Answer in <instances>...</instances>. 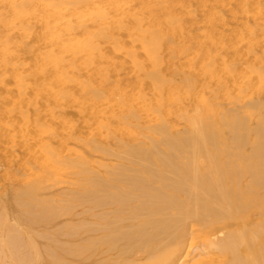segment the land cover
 <instances>
[{"label":"bare ground","instance_id":"obj_1","mask_svg":"<svg viewBox=\"0 0 264 264\" xmlns=\"http://www.w3.org/2000/svg\"><path fill=\"white\" fill-rule=\"evenodd\" d=\"M80 1H85V0H80ZM104 1L105 0H103V2ZM187 1L184 2L183 0H177L176 4H179L180 7H185V8H188L191 6L193 7V5L190 3V1H188V3H187ZM212 1H213V5L211 4L212 6H222V7L226 6L227 7V6L232 4L233 0H212ZM69 2H70V0H69ZM103 2H101L102 3L101 5H103ZM122 2L125 3L126 0H123ZM57 3L59 4V2H57ZM77 3H79V2H77ZM91 3H94V2H91ZM110 3H111V0H110ZM119 3H121L120 0H119ZM143 3H145V2H143ZM157 3L159 4V2H157ZM172 3H173V1H170V2L166 1V3H163L161 5L159 11H158L159 14L157 16L162 17L163 21L166 23L167 27L170 29L167 31H172V32H175L176 34L178 32L177 35L181 36V38H183V36L188 37V35H190L191 29L189 27H186L185 24H183L181 22L180 18L178 17L179 15H177L178 12L176 13L175 12L176 10L174 11V6L176 4H172ZM56 4L53 6L54 12H56L55 11ZM158 4H157V6H158ZM170 4H172V7L170 6ZM44 5H46V7H47L46 3H44ZM50 5L49 6L51 8L52 3ZM109 5L110 4H108V6ZM111 6H114V5H111ZM120 6H122V5H120ZM198 6H200V5H198ZM198 6L196 8L199 9L201 6L200 7H198ZM207 6L205 4V7H207ZM237 6H238L237 9H232V7H231L230 10L233 13V16H235V18L239 22V24L237 26L238 31H236L235 33L228 34V35L224 33L225 32L224 26L227 22V20H226L227 17L225 14V15L221 16L217 21L208 25L207 30H205V28H207V27H203V29H204L203 32L204 31H206V32H205V34H203L204 36H202V40L197 41L195 39L198 43H200L199 48L201 49V52L196 51L195 49H197V48H194L192 53L191 52L187 53V54H189L188 59L190 61L189 67L191 68V71H190V73L181 75V81L185 85V87L187 88L189 94H190V92L195 93V89L197 88V86H200L202 88H209V79L212 75V72L213 71L217 72L216 69L219 67V69L222 68L220 70H222V72H223L222 76L218 78V82H219L218 89H219V92L221 93V95L226 96L231 91H233L237 98H243L245 96L246 97L251 96V89L256 87L257 90H259L263 96V94H264V67H257L256 63L258 62V63L264 64V0H254L253 3H251V4H249L247 0H241V1L239 0V2L237 3ZM58 7H60V6H58ZM88 7H90V5ZM115 7H117L116 2H115ZM128 7H129V5H128ZM142 7H143V5H142ZM205 7L204 8L201 7V9L203 8V10H204ZM50 8H49V10H50ZM65 8L68 9L67 7H65ZM123 8H124V6H123ZM123 8H122V10H123ZM185 8H183V9H185ZM90 9H92V11H94L93 7H91ZM90 9H88V10H90ZM193 9H194V7L190 8L189 11L185 9V12L187 11V13L189 12L192 14ZM226 9L227 8H225L223 10H226ZM88 10H85V11H87V13L90 12V15H91V11H88ZM203 10H202V12H203ZM228 10L226 12H228ZM123 11H122V13H119L118 9H115V8L114 9L110 8V10L108 12L107 11H99V10L96 11V14L94 15V17H95L94 21H95V24L97 26V31L93 32V34H90V31H88L89 27L85 24L73 25L75 22L77 23L78 19L80 20L81 14L78 13L79 16L77 15V18L78 17H80V18H78V19L76 18L77 19L76 20L75 15L73 13H71V11H70L71 14H68L65 12L68 16L69 15L72 16L74 18V20H76V21L73 20L72 22H74V23L72 25L67 24V23L64 24V21H62V23L64 25L61 26V31L63 33L65 32L64 35H67L68 39L72 37L75 40L73 39V42L66 43L67 41L66 42L64 41L63 43H61L62 45L59 46L60 49L58 51L56 49L57 52L54 51L53 53H50L51 59L48 63L49 66L46 65L47 67H49V72H48L49 74L48 75L50 77H48V80L50 78V80L52 81L51 82L52 88L50 89L49 93H50V95L53 96V97L51 96L52 98L55 97L56 99L59 100L58 103L55 105L56 102L53 100V102H55V103H53L52 100L50 99L51 97L48 98V99H50V103L52 102V104H54V105L50 104L48 106L45 104L47 106V108L45 107L46 111L50 114V116L52 113H54L53 111H54L55 107L59 106V108L65 109L66 107H68L70 105L74 104L73 106H75V104L79 103L80 94L83 93V91H84L83 88H84V84H85L84 80L82 78V75L84 73L81 72V71H83V69L81 67H82V65H84V61H86V60H84V58L89 59L90 60L89 63L92 61V64H90V65L95 67L96 65H93L94 64L93 60L95 62V60L97 58H99V61L103 62L104 61L103 59L105 58V55L107 54V53L104 54V52L101 48V47H104V44H103L104 41H101V44H103V46L100 47L94 41L95 40L94 37L98 38L99 40H100V38L101 39H106V38L110 39L111 36H109V30L114 31L116 29L123 28L125 31L127 24L126 25L124 24L125 19L123 20L122 14L123 15L125 14L128 17H130V15H127V10H126V13H124ZM46 12L47 13H43V14L47 17L46 23H49L48 11H46ZM59 12H61V10ZM59 12H56V13H58L57 16H59V14L61 15V13H63V12H61V13H59ZM202 12H200V14H202ZM13 13H15V12L13 11ZM51 13H52V11H51ZM87 13L85 15L88 16L89 13L88 14ZM94 13H95V11H94ZM224 13H225V11H224ZM36 14L38 15L39 13H36ZM49 14H50V12H49ZM52 14H54V13H52ZM135 14H137V13L135 12ZM135 14H134V16H136ZM54 15H56V14H54ZM62 15H64V13ZM67 15H65V16H67ZM139 15H141V14H139ZM192 15H194V14H192ZM41 16H39V17H41ZM45 16H43L42 21H44ZM65 16H63V17L65 18ZM39 17H37L38 20L40 19ZM50 17H52V16H50ZM159 17H158V20H159ZM192 17H194V16H192ZM250 17H252V20ZM57 18L60 19V17H57ZM90 18H92V17H90ZM29 19H31V18H29ZM133 19L134 18H132L131 21H133ZM54 20L52 19V22L50 20L49 26L52 25ZM56 20L59 21L58 19H56ZM62 20H64V19H62ZM82 20H84V19L82 18ZM92 20H93V18H92ZM40 21H41V19H40ZM126 21L129 23V20H126ZM136 21H137V25H138L139 22H138V20H136ZM91 23H90V25H91ZM195 23H197V22H195ZM149 24L150 23H148V25ZM40 25H42V24L40 23ZM43 25H45V22ZM161 25L159 26V24H158L159 28L162 27ZM135 26H136V24L133 27V23H132V27L134 30L135 29L140 30ZM150 26H151V24H150ZM47 28H48V25H47ZM163 28L164 29L161 28L162 31H160V33L152 36L150 39L148 38L147 39L148 41L145 39L146 43H144L147 50H148V52H147L148 58L151 60V62L153 64L152 71L148 72L147 75L150 77L151 83H152L151 85L153 86V89L155 91L156 109L146 111L143 107L140 106L141 108H136V107H134L135 106L134 105L133 107L132 106L129 107L127 110L125 108L124 109L122 108L121 114L119 115L120 116L119 118L121 121H123V122L128 121L129 123H133L139 119V117H140L139 111L143 112L145 117L148 118L149 121L154 125V126H152L153 128L151 130H149V131H151V133L147 134V137H146L147 140L143 144L122 143L121 142V144L118 145L119 151H117V152L114 151L115 153H112V152L109 153L110 151L108 152V149H105V147L103 145L97 143L96 141L89 143V145L87 147L89 152L97 151V152L107 153L110 156H113L115 158L116 162L114 163V165L106 163L104 166H101V167H103V169L98 170L94 167H88L89 162L87 161L88 162L87 163L85 161V159L82 158L83 153H80L74 159L70 158L71 160L68 159L66 162H64V164H66L71 169L79 168V169H77V172L84 176V182H83L84 184H83L82 191L81 192L76 191L78 194L80 193V195L76 198V201L78 200L80 205L84 206V212H83L84 218L80 221V223L78 225H74V223H73V225H71L69 228L66 229L65 233L59 232L55 237L53 236L54 238L49 237V241L51 244L46 246L45 250H42L39 247H32L30 250H27L30 254L23 253V250H22V253L19 252L20 254L16 251L15 254H17V253L19 254V255H16V257L12 252V255H14V257H15V264H180V263L182 264V262H184V264H186V263L188 264V263H190L189 259L191 256L190 255L191 252H189L188 247L190 249L193 247L192 245L194 243L192 241L190 242V239L195 235H198L199 238H200V236H201V238L203 236V241H202V244L200 245V249H201L202 253L204 252L203 253L204 256H206L209 253H212L214 250H217V252L220 253V255L223 258L219 264H264V99H261L260 97L251 98V100L249 102L247 101L248 103L243 106L242 111L234 110L232 112L226 113V112L221 110V106L219 105L220 102H217L216 101L217 99L215 97H213V98L210 97V99H208V100L199 97L198 99L201 102L200 106L198 104L199 107L194 106V104H195V101H194V102H192L193 103L192 109L189 112H185V113L181 112L175 116V119H173L171 117V110L167 107V103L170 101H173V98L172 97L168 98L167 96H170V95L164 94V95H166L167 99L165 97L166 100L162 101V96H163L162 93H165L164 90H166L164 88L168 87L169 85L172 86L171 79L168 77H165L164 75L161 74L160 64L163 61L161 60V62H160V58H159L160 55L158 56V54H157V51L160 50V47L163 46L161 40L163 38H166L167 33H170V32L166 33V31H164L165 29H167L166 27L163 26ZM220 28H223V30L220 31L222 33L221 35L223 37L228 36L226 39H223L224 40L223 43H221V42L220 43L222 44V48L224 47V48L228 49V51H233L235 60L233 59L234 62L232 64H227L225 62V61H227V59L225 61H223V59L221 60V51L219 49H217V47H216V49H214V47H213L214 42L211 43V41H210V39L212 40L213 37H215V35H214V34H216L215 32L217 30H219ZM48 29H50V28H48ZM45 30H46V27H45ZM57 30H59V28ZM79 31H84V32L87 31L88 35L89 34L92 35V37L89 35V37H91L90 40L92 38L94 40L88 41V40H86V39H88L87 37L85 39L86 35L81 34L82 38L84 37L83 39H85V41L81 42V43L79 41V43H77L79 40L78 39L77 42H75L76 41L75 36L79 34L78 33ZM113 31H112V33H113ZM132 31H131V33H132ZM43 32H44V30H43ZM43 32H42V34H43ZM48 32H50V31H48ZM139 32H142V31H139ZM27 33H28V31H27ZM119 33H121V32H119ZM126 33H127V31H126ZM137 33H138V31H137ZM134 34L136 35L135 32H134ZM150 34H152V33H150ZM176 34H175V36H177ZM52 35H55L54 32H53V34H49V36H52ZM129 35L131 36V34H129ZM141 35H142V33H141ZM201 35H202V33H201ZM24 36H25V34H24ZM46 36H47V34H46ZM118 36H120V35L118 34L117 37ZM52 37H54V36H52ZM115 37H113L115 39L114 51L121 53V51L127 50V49H125L126 45L124 44V46H123V44H121L119 41H117L116 40L117 38H115ZM127 37H129V36L127 35ZM148 37H150V36H148ZM43 38H45V37H43ZM136 38H134V36H133V39L135 41H136ZM50 39H54V38L50 37ZM133 39L131 38V41H133ZM64 40H66V39H64ZM138 40H139V38H137V41ZM183 40H184V38H183ZM48 41L46 40L45 46L48 43ZM55 41L56 42H54L53 44L56 46H54V45L53 46L56 48H59V47H57V40L56 39H55ZM68 41H70V40H68ZM135 41H133L134 44H136ZM213 41H214V39H213ZM58 42H60V40ZM109 42H107V43H109ZM139 43H140V45H142L141 42H139ZM180 43H181V41H180ZM215 43H218V42H215ZM32 44H33V42H32ZM32 44H31V46H32ZM48 44H50V43H48ZM218 44H216V45H218ZM137 45H139V44L137 43ZM174 45H175V41L173 40L167 46H169L171 49H175ZM184 45H186V44L184 43ZM21 46H19V47H21ZM31 46H29L30 48H28V49H31ZM47 47H49V46L47 45ZM138 47H140V46H138ZM164 47H165V45H164ZM18 48H16V49H18ZM49 48H48V50H49ZM110 48H112V47L110 46ZM131 49H132V46H131V48H129V50H131ZM138 49H140V48H138ZM9 50H10V48H9ZM18 50L21 51L20 48ZM25 50L27 51V49H25ZM25 50H23L22 52H25ZM142 50H143L142 51V53H143L145 49L143 48ZM0 51H1V49H0ZM28 51H31V50H28ZM139 51L141 52V50H139ZM127 52H129V51L127 50ZM131 52H129V55ZM26 53H29V52H26ZM48 53H49V51H48ZM111 53H113V51ZM118 53H116V54H118ZM132 53L130 56H132V61L136 62V64H134L132 62L131 66H133V64H134L135 68H138L139 70L143 69V67L148 66V65H144L146 63L143 64L144 66L142 64H140L138 59L135 60ZM139 53H137V54H139ZM224 53H225V51H224ZM8 54L10 57V53H8ZM32 54H33V52H32ZM137 54H136V56H137ZM172 54H174V53H172ZM46 56H47V54H46ZM106 56L108 57L109 55H106ZM231 56H233V55H231ZM231 56H230V58H232ZM245 56L250 57V58H249V61L246 63L247 64L246 67L244 66V68H246L245 70H247L248 72L254 71L256 73V78H257L256 83L251 82L249 84H245L242 80H240L241 78L244 77L243 75H245L244 74L245 71L243 70V68H241V70H243L244 72L242 71L243 75L240 76V71H239L240 68H238L237 65L240 64V63L238 64V61L244 59ZM42 57H45V56H42ZM95 57H96V59H94ZM111 57H113V56L111 55L110 58ZM144 57H147V56H144ZM173 57H176V56H173ZM10 58H12V57H10ZM27 58L28 57L26 56V59ZM121 58H123V56ZM140 58H142V57H140ZM170 58H171V56H170ZM113 59H114V57L112 58V61H110V62H113ZM118 59L119 58H115L116 61ZM143 59H145V58H143ZM164 59H165V57H164ZM34 60H35V62H37L39 60V58H38V60L37 59H34ZM42 60H43V58H42ZM82 60H84V61L82 62ZM121 60H124V59H121ZM247 60H248V58H247ZM247 60H245V61H247ZM77 61H79L78 66L75 65ZM108 61H109V59H108ZM165 61H167V60H165ZM119 62H121V61H119ZM129 62H131V61L129 60ZM183 62L185 63L186 61H183ZM2 63L3 62H1V64ZM122 63L124 64L123 61H122ZM169 63H171V62H169ZM8 64H10V63H8ZM22 64L20 66H23V67L19 66L21 69H23L25 66V64H23V65ZM104 64H106V63H104ZM110 64H113V63H110ZM219 64H221V65H219ZM18 65L19 64H17V68H19ZM99 65L100 64L98 63V66ZM257 65H259V64H257ZM38 66H40V65H38ZM104 66H100V67L96 68L97 69L96 71L98 73L95 76L96 77L95 80L97 81V82L95 81L96 83H98V81L100 83H104V82L106 83L107 76H108L106 73H108V72L104 69ZM40 67H38V68L41 69ZM88 67H89V65H87V69H90ZM93 67H92V69H93ZM105 67H107V65ZM108 67H110L109 64H108ZM127 67H128V65H127ZM149 67H151V65H149ZM149 67H146V68L149 69ZM2 68H4V67H2ZM20 68L18 71L19 76L21 75V73H19V72H23V71H21ZM36 68H37V66H36ZM80 68L82 70L78 71V70H80ZM112 68H113V65H112ZM185 68H187V67L185 66ZM13 69H14V67H13ZM42 69H43V67H42ZM114 69H115V66H114ZM123 69L124 68H122V70ZM163 69H165V68H162V70ZM2 70L0 72V84H1L0 94L2 93V90L4 91L6 89V86L4 84H2L3 82L5 83V79H6L5 77H3V75H4L3 72H5V70H3V72H2ZM25 70L26 69H24V71ZM14 71L15 70H13V73H15ZM90 71H91V69H90ZM94 71H95V69H94ZM112 71L114 72V70H112ZM112 71H110V72L112 73ZM117 71L119 72L120 70L116 69L115 72H117ZM132 71H133V67L131 69V72ZM177 71H179V70H177ZM78 72H80L81 74L83 73V74L81 75ZM88 72H89V70H88ZM136 72H137V69H136ZM141 72L139 73V75L143 73V72L142 73ZM13 73H10V74L12 75ZM36 73L37 72H35V74H34L35 79H36ZM46 73L47 72L45 71V74ZM89 73H88V76L91 75ZM94 73H96V72H94ZM182 73H183V71H182ZM218 73H220L219 70H218ZM18 74L16 71L15 75H18ZM132 74L134 76L133 72H132ZM173 74H174V72H173ZM15 75H14V77H15ZM46 76L47 75H45V77ZM83 76H85V75H83ZM138 76H137V78L134 77L137 79V80L136 79L134 80L135 83H136V81L139 82V80H140ZM20 77H22V76H20ZM41 77L43 78V75H41ZM41 77H40V81H41ZM111 77H112V75H111ZM142 77H144V76H142ZM31 78H33V77H31ZM37 78H39V77H37ZM113 79H114V77H113ZM7 80H8V78H7ZM21 80H25V79H21ZM116 80L118 82L119 79H116ZM16 81H18V80H16ZM71 81L75 82V84L78 86V90H76V88L75 89L72 88V89L76 90L77 92H75L74 94L71 95L73 103L66 106V104L61 102L60 100L63 99L64 95H66L68 93H72L71 92L72 89L71 90L69 89V84ZM25 82H26V80H25ZM12 83H14V82H12ZM22 83L23 84H18L19 86H16V87H20L19 88L20 90L22 89L21 87L24 85V81H22ZM38 83L41 84V82H38ZM124 83H126V81H124ZM40 84H38V85H40ZM130 84H132V83H128L127 86L128 85L130 86ZM136 84H138V83H136ZM136 84H134V85L136 86ZM71 85H73V84H70V88L72 87ZM76 85L75 86L73 85V86L76 87ZM100 85L101 84H99V86ZM143 85H144V83H143ZM109 86H111V88ZM129 86H128V89H129ZM146 86H147V84H146ZM121 87H124V86H121L120 84H114V85L111 84V85H108V89H106V90L108 91L110 88V90H112L111 92L113 93V95L117 96L119 99V97H122L124 94L123 93L124 90H123V88L121 89ZM25 88H26V92H27L28 91L27 87H25ZM40 88H41V86H40ZM42 88H46V87H44V85H43ZM101 88H102V86H101ZM102 89H100V88L96 89L95 88L93 90L94 96L99 100H104L106 97V95L104 94V92L106 90H104V89L102 90ZM131 89H132V85H131ZM138 89H136V90H138ZM141 89H143V88H141ZM144 89H147V87ZM45 90H47V89H45ZM41 91H42V89H41ZM21 92L23 93V91H21ZM141 93H142V91H141ZM131 94H133V92H131ZM149 94H150V92H149ZM200 94H201V92H200ZM3 95L5 96V94H3ZM18 95H17V98L19 97ZM39 95H40V93H39ZM136 95L134 96V98L131 96V98L135 99ZM14 96L15 95L12 94L13 98H15ZM47 96H48V93H47ZM128 96H129V94H128ZM7 97H9V95H7ZM31 97L30 96L28 97V101L32 102L33 100H30ZM107 97H109V96H107ZM197 97L198 96H196V98ZM22 98H25V96H22ZM31 99H33V98H31ZM115 99H117V98H115ZM152 99H151V101L154 102V100H152ZM15 100H17V99H15ZM119 100H121V99H119ZM129 100L132 101V99H129ZM193 100H194V98H193ZM21 101L23 102V100H21ZM46 101H47V99H46ZM113 101H115V100H113ZM121 101H123V100H121ZM133 101H136V99ZM144 101H146V100H144ZM37 102H38V100H37ZM88 102H86V103H88ZM107 102L110 103L109 101H107ZM32 103H34V102H32ZM19 104H21V103L19 102ZM94 104L98 105L99 103L94 102ZM104 104L106 105V102ZM40 105H39V107H40ZM78 105H77V107H78ZM88 105H90V104H88ZM138 105H142V104L140 103ZM8 106H10V105H8ZM91 106H93L92 108H94L93 104H91ZM91 106L87 107V108H90V110H91ZM112 106H113V104H112ZM114 106H116V105H114ZM19 107H20V105H19ZM99 107H100V104H99ZM87 108L85 106L83 108V110L87 109ZM109 108H112V107H109ZM120 108H121V106H120ZM19 110L22 111L21 109H19ZM40 110H41V108H40ZM18 111H16V112H18ZM103 111L104 110H103V105H102V108L98 112H95L94 114H92V115H94V118L97 119L96 121L93 117H91L89 115L90 118H92L95 121V124L98 121V119L102 121V119L105 118ZM0 114H1V112H0ZM14 114H15V112H14ZM29 114H30V112L28 113V111H26V110L22 111L21 115H20L21 121H22V118H23V120H25L26 118L29 119L30 118ZM39 114H43V112L42 113L38 112V115ZM87 114H89V112L85 114L84 111L81 110L79 112L80 119L82 118V119H84L85 122H89V119L86 118ZM73 116H74V114H73ZM89 116H88V118H89ZM13 117H15V116H13ZM37 119H38V117H37ZM52 121H54V120H52ZM12 122H13V120H12ZM47 122H48V119H47ZM98 122H100V121H98ZM123 122H122V125H123ZM181 123H183V125H184L183 129H180V130L176 129L178 126H180ZM36 124H35V126H36ZM55 124H56V121H55ZM55 124H54V126H55ZM113 124H115V123H113ZM91 125H93V123ZM16 126H18V125H16ZM37 126L35 128H37ZM42 126H44V125H42ZM45 126L47 127L49 125L45 124ZM58 126H59V124H58ZM61 126L63 127V125H61ZM103 126H104V124H103ZM147 126H146V128H147ZM8 127H9V125H8ZM32 127H34V126L32 125ZM68 127L69 126H66V129ZM104 127L107 128V126H104ZM16 128H18V127H16ZM88 128H90V127H88ZM9 129L10 128H7V130H9ZM119 129H121V127ZM11 130H12V128H11ZM29 130L32 134L33 130L32 131H31V129H29ZM49 130H51V129H49ZM57 130H58V128H57ZM59 130H61L60 127H59ZM125 131L127 132V130H124V132ZM10 132H12V131H10ZM23 132H25V131H23ZM61 132H62V130H61ZM9 133L7 132L6 135H9ZM16 133H17V131H16ZM20 133L18 132V135H20ZM25 133L27 134V132H25ZM117 133H119V132H117ZM31 134H29V135L27 134V136L22 137V139L20 141V147H22L24 149L28 148L25 141H27L30 136L34 135V133L32 135ZM43 134H45V132H43ZM133 134H132V136H133ZM98 135H100V134L98 133ZM101 135H102V133H101ZM10 136H11V133L9 135V138H10ZM47 136H48V134H47ZM32 137H30V138H32ZM36 137L39 138V139H36V141L39 140V145H38L39 149H38V153H37L36 157L34 156L36 158L35 160L37 162L39 161L43 165L50 166L53 168L54 167L58 168L57 165H54L55 164L54 158H55V156L57 157V153H58L60 147L62 146V148H64L62 145L63 142H61L60 139H57L55 136H52V139L50 142H45L44 138L41 137V134L39 137L38 136H36ZM58 138H60V137H58ZM71 138H72V135L69 134L66 137V140H70ZM92 139H94V138L92 137ZM102 142H103V139H102ZM32 145H35V143ZM28 146L30 147L29 144H28ZM66 148L67 147L65 146V149ZM26 154L29 155L28 153H26ZM30 156L32 157V155H30ZM79 159H81V160H79ZM58 161H60V159ZM104 163L105 162H103V164ZM94 164H95V161H94ZM29 169H27V171ZM59 169H61V168H59ZM65 169L62 168V170H65ZM71 174H73V173H71ZM47 181H50V180H47ZM35 188H36V186H35ZM20 191L22 193H20ZM20 191L18 192L19 194L17 193V195H15L14 200L19 205L22 206L20 208H23L24 213L26 212L28 214H32V216H33L32 220H31L32 223H34V224H40V223L47 224L51 221L53 216L55 217V215H53V209L54 208H52V205H51L52 202L50 200L49 201L51 203H45L44 200H43V202L42 201L41 202H39V201L33 202L32 200L27 201V200H24V198L30 192L26 191L24 193V191H22V190H20ZM77 193H76V195H77ZM29 197H31V193H30ZM72 197L73 196H71V199H72ZM46 201L48 202V200H46ZM70 203L72 204V202H70ZM63 206L65 208L66 205H63ZM70 206H71V208H72V206L75 207V205H73V204ZM70 206L68 207V209L70 208ZM78 207H79V205H78ZM61 209H63V208H61ZM69 210H72V209H69ZM77 213L79 214V212H77ZM0 221H1V219H0ZM59 227H60V225H59ZM60 228H62V227H60ZM12 233H14V232H12ZM17 235H19V234L16 233L15 236L17 237ZM59 235H61V236L64 235L67 237V239L65 241L62 240L60 242L57 239V238H59ZM24 237L25 236H23V239H24ZM38 237H40V236H38ZM9 238H11V237H9ZM11 240H12V238H11ZM14 240H17V239L14 238ZM55 240H57L58 243ZM22 242H24V241H22ZM52 243H53V245H52ZM21 247H22V249L24 248V246L22 244H21ZM194 248L196 249L198 247H194ZM186 249H188V251H186ZM15 250H17V249H15ZM18 251H21V250H18ZM192 251L194 252L195 250H192ZM4 255H5V253H4ZM188 257H189V259H188ZM45 259H47V261H45ZM216 259H218V258L216 257ZM7 263H9V262H7ZM192 264H207L206 257L204 259H199Z\"/></svg>","mask_w":264,"mask_h":264},{"label":"rangeland","instance_id":"obj_2","mask_svg":"<svg viewBox=\"0 0 264 264\" xmlns=\"http://www.w3.org/2000/svg\"><path fill=\"white\" fill-rule=\"evenodd\" d=\"M56 1L59 2V4ZM56 1L55 0H38V1L37 0H31V1L30 0H26V1L25 0H0V49H1V51H0V72H1L2 69L5 70V72H3V70H2V72L4 73L3 77L6 78L5 79V83L4 82L2 83V84H4L6 86V89L4 91L2 90V93H1L2 95L0 94V112H1V114H0V116H1L0 117V219H1V221H0V244H1L0 245V259H1L0 260V264H15V257H16V255H19L20 253H22V250H23V253H26V254H30L27 250H30L32 247H39L42 250H45L46 249V246H48V245L51 244L50 241H49V237H53V236L55 237L59 232L60 233H65L66 229L69 228L71 225H73V223H74V225H78L80 223V221L84 218V213H83L84 212V206L80 205V203L78 202V200L76 201V198L80 195V193L78 194L77 192H81L82 189H83L84 176L82 174H80V173L77 172V169H79V168H77V169L76 168L75 169H71L66 164H64V162H66L68 159L69 160L74 159V158H76L77 155H79L80 153H83L82 158L85 159L86 162L87 161L89 162V163L87 162L88 163V167H94V168H96L98 170L99 169H103V167H101V166H104L106 163L107 164H111V165L113 164L114 165V163L116 162L115 158L113 156H110L107 153H102V152H97V151H91V152H89L88 149H87L89 143L96 141L97 143L103 145L105 147V149H108V152L110 151L109 153H111V152L112 153H115V152L119 151V146L118 145L121 144V142L122 143L143 144L147 140V138H146L147 137V134H150L151 133V131H149V130H151L153 128L152 126H154V125L149 121L148 118L145 117V115L143 114V112L139 111L140 112L139 113L140 117H139V119L137 121H135L133 123H129L128 121H124V122L121 121L120 118H119L120 117L119 115L121 114V109L122 108L123 109L125 108L127 110L129 107H131V106L133 107L134 105H135L134 107H136V108L143 107L146 111L155 110L156 109V96H155V91L153 89V86L151 85L152 84L151 83V79L147 75L148 72L152 71L153 64H152L151 60L148 58V55H147L148 50H147V48H146V46H145L144 43H146L145 41L148 38L150 39L152 36L160 33V31H162V29H164L163 26L167 28L164 31H166V33L167 32H170V33H167L166 38H163L161 40L163 46L160 47V50H158L159 52L157 51V54H158V56L160 55L159 56L160 62H161V60L163 61L160 64L161 74L164 75L165 77H168V78L171 79V81H172L171 84H172V86L174 88L169 85L168 86L169 88L166 87V88H164L166 90L163 89L165 91V93H162L163 94L162 101L166 100L167 97L168 98L169 97H172L173 98V101H170V102L167 103V107L171 110V117L173 119H175V116L177 114L181 113V112H184V113L185 112H189L192 109V105H193L192 102H194V101H195L194 106L195 107H199L200 104H201L200 100L198 99L199 97L204 98L206 100L210 99V97H212V98L215 97L217 99L216 101L217 102H220L219 105L221 106V110L224 111V112H226V113L227 112H232L234 110L242 111L243 110V106L246 105L251 100V98L260 97L261 99H264V94L262 96V93L259 90H257L256 87H254V88L251 89V96H247V97L245 96L243 98H237L233 91H231L226 96L221 95V93L219 92V89H218V87H219L218 78L222 76V73L223 72H222V70H220L222 68L219 69V67L216 69L217 72L216 71H213L212 72V75H211V77L209 79V88H202L200 86H197V88L195 89V93L194 92H190V94H189L187 88L185 87V85L181 81V75L190 73V71H191V68L189 67L190 66L189 65L190 61L188 59V55L189 54H187V53H189V52L192 53V51H193L194 48H197V49H195L196 51L201 52V49L199 48L200 47V43H198L197 41L202 40V36H204L203 34H205V32H206V31L203 32V30H204L203 27H207V28H205V30H207L208 29V25H210L211 23L217 21L221 16H223V15L226 14V17L227 18L226 17L225 18L227 20V22H226L227 25L225 24V26H224V31H225L224 33L228 35V34L235 33L236 31H238L237 30L238 29L237 26H238L239 22L237 21V19L235 18V16H233V13L231 12L230 8L232 7V9H237L238 8L237 3L239 2V0H233L232 1V4L229 5L230 7L229 6H227V7L226 6L225 7L224 6L223 7L222 6H212L213 5V1L212 0H188V1H190V3L194 7L193 13H192L194 15H192L189 12L187 13V11L185 12V9L189 11L190 8H193L192 6L191 7H188V8L180 7L179 4H176V1L177 0H126V2H125L126 4L124 2H122L123 0H120L121 3H119V0H111V3H110V0H105L104 2H103V0H88V1L87 0H85V1L70 0V2H69V0H60V1L59 0H56ZM166 1H168V2L173 1L172 4H176L174 6V11L176 10L175 12L176 13L178 12L177 15H179L178 17L180 18L181 22L183 24H185L186 27H189L191 29L190 35H188V37H186V36L184 37L183 36L184 40H183V38H181V36L177 35L178 32L176 34L175 32L167 31V30H170V29L167 27V25L163 21L162 17L157 16L159 14L158 11H159L161 5L163 3H166ZM183 1L186 2L187 0H183ZM188 1H187V3H188ZM247 1H248L249 4H251V3H253L254 0H247ZM77 2H79V3H77ZM91 2H94V3H91ZM101 2H103V5H101L102 4ZM115 2H116V6L118 8L115 7ZM143 2H145V3H143ZM157 2H159V4ZM44 3L47 4V7H46V5H44ZM51 3H52V7L50 8V6H51L50 4ZM54 3L55 4L57 3L56 4L55 11L56 12H59L61 10V12H63L64 15H62L63 13L59 12V13H61V15L59 14V16H57L58 13L54 12V10H53V6L55 5ZM85 3L88 6L90 5V7H88ZM204 3L206 4V6L208 5L210 8L208 6L205 7V4ZM108 4H110V5L108 6ZM157 4H158V6H157ZM172 4H170L171 7H172ZM111 5H114V6H111ZM120 5H122V6H120ZM128 5H129V7H128ZM142 5H143V7H142ZM198 5H200L203 8L205 7V9L204 10H203V8L201 9V7L198 6ZM58 6H60V7H58ZM123 6H124V8H123ZM197 6L200 7V8L199 9L196 8ZM65 7H67L68 9H66ZM91 7H93V10L95 11V13H94V11H92V9H90ZM49 8H50V10H49ZM87 8L90 9V10H88ZM110 8H112V9H114V8L115 9H118L119 13H122L123 10H124L123 12L126 13V10H127V15H130V17L126 16L125 14L124 15L122 14L123 20L125 19L124 20L125 21L124 24L125 25L127 24L125 31H124L123 28L116 29L114 31L113 30H109V36H111L110 39H107V38L106 39H101L100 38V40H99L98 38H95L94 37L95 40L93 38L90 40V38L92 37V35H90V34H93V32L97 31V26H96L95 21H94V18H95L94 15L96 14V11L99 10V11H107L108 12L110 10ZM122 8H123V10H122ZM181 8L182 9L185 8V9L182 10ZM225 8H227V9L226 10H223ZM85 10L91 11V15H90V12H88L89 13L88 14L87 11H85ZM202 10H203V12H202ZM227 10H228V12H226ZM13 11L15 13H13ZM46 11H48V17H49L48 18V21H49V23H46L47 22V20H46L47 17L43 14V13H47ZM51 11H52V13H54L56 15L52 14ZM70 11H71V13H73L75 15V19L77 18V15L79 16V14H81V18L78 17V18H80V20L78 18H77L78 20L76 19L77 20V23L76 22L75 23L72 22L74 20V18L72 16H70V15L68 16L66 14V13L71 14ZM199 11L202 12V14H200ZM224 11H225V13H224ZM49 12H50L51 15L49 14ZM135 12L137 14H135ZM36 13H39V14L37 15ZM86 13L88 14V16L85 15ZM133 13L136 16H134ZM138 13L141 14V15H139ZM40 14L41 15L43 14V15L41 16ZM49 15L52 16L53 18L50 17ZM65 15H67V16H65ZM191 15L194 16V17H192ZM39 16H41V17H39ZM43 16H45L44 17L45 18L44 21H42ZM63 16H65V18ZM35 17L36 18L39 17L43 23L40 21V19L38 20V18L36 19ZM57 17H60V19L57 18ZM90 17H92L93 20ZM158 17H159V20H158ZM29 18H31V19H29ZM82 18L84 20H82ZM132 18H134L133 19L134 22L131 21ZM250 18L252 20V17H250ZM52 19L53 20L55 19L53 21V23L55 21L56 22L54 24L52 23V25L49 26L50 20L52 22ZM56 19H58L59 21H57ZM62 19H64V20H62ZM76 20H74V21H76ZM126 20H129V23L130 22L131 23L129 24ZM136 20H138V22H139L138 25H137V21ZM62 21H64V24L67 23V24H71L72 25L74 23L73 25H77V24L78 25L79 24H81V25L82 24L87 25L89 27L88 31H90V34L89 35L91 37H89L87 31L86 32L79 31L78 32L79 34L77 33L79 36L78 35L75 36L76 37V41L75 42H77L78 39L79 40H78L77 43H79V41H80V43L81 42H84L85 39H86V37H87L88 39H86V40H88V41H93L94 40L96 42V44H98L100 47L103 46V44H104V47H101V48H102L104 54L107 53L106 55H109L108 57L105 55V58L107 57L109 59V61H108L107 58L106 59L104 58L103 60L105 62L104 61L103 62H100L99 61V58L96 59V57H97L96 56L94 58V59H96L95 62L92 59L93 60V63H94L93 65H96L95 67H93L92 65H90V64H92V61L89 63L90 60L84 58V60H86L87 62L84 61V60H82V62L84 61V65H82V67H81L83 69V71H81L82 70L81 68H80V70H78V71L83 72L84 74L83 73L82 74L85 75V76H83L80 72H78V73H80L82 75V78H83L84 83H85L84 84V88H83L84 91H83L82 94H80V101H79V103L75 104V106H73L74 104L73 105H70L71 103H73L72 102L71 95L74 94L75 92H77L76 90H78V86L75 84V82L74 81H71L70 84H73L74 86L76 85V87H74L73 85H71L72 87L70 88V84H69V89L71 90L72 88H74V89L76 88V90L72 89L71 90L72 93L66 94L67 96L64 95L63 99L60 100L61 102L65 103L66 106L67 105H70V106L66 107L65 109L59 108V106L58 107H55V109L53 111L54 113H52L51 116H50V114L46 111L47 106L50 105V104H52L53 100L56 102V103L53 102V103H55V105L59 101L55 97L52 98L53 96L50 95V93H49L50 92V89L52 88L51 87V82L52 81L50 80V78L48 80V77H50V76L48 75L49 74L48 73L49 72V67H47V66H49L48 63H49V61L51 59L50 58L51 57V54L50 53H53L54 51L57 52L60 49L59 46L62 45L61 43H63L64 41L65 42L67 41L66 43H68V42H73V39H74L72 37L68 39V36L67 35H64L65 32L63 33L61 31V26L64 25L62 23ZM194 21L197 22V23H195ZM39 22L42 25H40ZM44 22H45V25H43ZM90 23H91V25H90ZM132 23H133V27L136 24L135 27H137L140 30H137V29L134 30L133 27H132ZM148 23H150L151 26H150V24L148 25ZM158 24H159V26L162 24L161 25L162 27L159 28ZM47 25H48V28H50V29L47 28ZM45 27H46V30H45ZM58 28H59V30H57ZM43 30H44L45 33L43 32ZM221 30H223V28H220L219 30H217L215 32L216 34H214L215 37H213L214 41H213V39L212 40L210 39V41H211V43L214 42L213 43L214 44L213 45L214 49H216V47H217V49H219L221 51V60L223 59V61H225L227 59V61H225V62L227 64H232L234 62V60H235V57H234L233 51H228V49H226L224 47L222 48V44L221 43H223L224 42L223 39H226L228 36L223 37L221 35L222 33L220 32ZM27 31H28V33H27ZM48 31H50L51 33L48 32ZM112 31H113V33H112ZM126 31H127V33H126ZM131 31H132V33H131ZM137 31H138V33H137ZM139 31H142V32H139ZM42 32H43V34H42ZM53 32H54L55 35H52V36H54V37L49 36V34H53ZM119 32H121V33H119ZM134 32L136 33V35L134 34ZM117 33L120 36L117 37V35H118ZM128 33L131 34V36ZM141 33H142V35H141ZM150 33H152V34H150ZM201 33H202V35H201ZM24 34H25L26 37L24 36ZM46 34H47L48 37L46 36ZM81 34L82 35H84V34L86 35L85 36V39H83L84 37L82 38V35ZM175 34L177 36H175ZM127 35L129 37H127ZM147 35L150 36V37H148ZM133 36H134V38H136V37L139 38V40L137 41V38H136V41H135L133 39ZM43 37H45V38H43ZM50 37L51 38H54V39H50ZM113 37L117 38L116 40L119 41L121 44H123V46L125 44L126 45L125 46L126 47L125 49H127L129 52L132 51L133 53L132 52L131 53H132L133 57L135 58V60L138 59V61H139L140 64L143 65L144 63H146V64H144V65H148L146 67H149V65H151V67H149V69L146 68V67H143V69H141V70H139L138 68H135V65L134 64H136V62L132 61V56H130L131 53L129 55V52H127V50H123V51H121V53L119 52L120 54L117 51L116 52L114 51L115 39ZM130 37L133 39V41L136 42V44H134V42L131 41V38ZM55 39L57 40V47H59V48L54 47V46H56V45L53 44L54 42H56ZM64 39H66V40H64ZM46 40L47 41L49 40L48 43H50V44L47 43L46 46H45ZM59 40H60V42H58ZM68 40H70V41H68ZM173 40L175 41V45H174L175 46V49H171L169 46H167ZM101 41H104L103 44H101ZM180 41H181V43H180ZM32 42H33V44H32ZM107 42H109V43H107ZM139 42H141L142 45H140ZM215 42H218L219 44L218 43H215ZM137 43L139 45H137ZM184 43L186 45H184ZM31 44H32V46H31ZM216 44H218V45H216ZM18 45L19 46L22 45V46L19 47ZM47 45L50 48L47 47ZM109 45L112 48H110ZM164 45H165V47H164ZM29 46H31V49H28V48H30ZM131 46H132V49L129 50V48H131ZM138 46H140V47H138ZM18 47L20 48L21 51L18 50L19 49ZM9 48H10V50H9ZM16 48H18V49H16ZM48 48H49V50H48ZM109 48L113 51V53L114 52L115 53L114 54L111 53L112 51ZM138 48H140V49H138ZM141 48L142 49L143 48L145 49L143 53H142L143 50ZM25 49H27V51ZM56 49H57V51H56ZM23 50H25V52H22ZM28 50H31V51H28ZM139 50H141V52ZM48 51H49V53H48ZM224 51H225V53H224ZM7 52L10 53V57H12V58L9 57V54ZM26 52H29V53H26ZM32 52H33V54H32ZM116 53H118L119 55L116 54ZM137 53H139V54H137ZM172 53H174V54H172ZM46 54H47V56H46ZM110 54L114 57L113 62H110V61H112V58H113V57L110 58V56H111ZM136 54H137V56H136ZM230 54L233 55V56H231ZM121 55L123 56V58H121L122 57ZM26 56L28 57L27 59H26ZM42 56H45V57H42ZM144 56H147V57H144ZM170 56H171V58H170ZM173 56H176V57H173ZM230 56L232 58H230ZM140 57H142V58H140ZM164 57H165V59H164ZM38 58H39V60H38ZM42 58H43V60H42ZM115 58H119V59L116 61ZM143 58H145V59L147 58V59L145 60ZM247 58H248V60H247ZM249 58L250 57L245 56L244 59L238 61V64L239 63L240 64L237 65L238 68H240L239 69L240 76L243 75L242 73L245 71L244 72L245 75H243L244 77L243 78L240 77L241 78L240 80H242L245 84H249L251 82L252 83H256V79H257L256 78V73L254 71H250L252 73L251 74L250 72H248L247 70H245L246 68H244V66L246 67V65H247L246 63L249 61ZM34 59H37L38 61L35 62ZM121 59H124V60H121ZM129 60L131 62H129ZM165 60H167V61H165ZM245 60H247V61H245ZM119 61H121V62H119ZM122 61L124 62V64L122 63ZM183 61H186V62L188 61V62L187 63L186 62L184 63ZM1 62H3V63L1 64ZM21 62L23 64H25V66H24L23 69L20 68V67H23V66H20L22 64ZM78 62L79 61L76 62V64H75L76 66L79 65ZM109 62L110 63H113V64H110ZM132 62L134 63L133 66H131L132 65L131 63ZM169 62H171V63H169ZM8 63H10V64H8ZM98 63L100 64L99 66H98ZM104 63H106V64H104ZM17 64H19L18 67L20 66L19 68L21 69V71H23V72H19V73H21L20 76H22V77H20L19 74H18L19 68H17ZM86 64L89 65L88 68H90L91 71H90V69H87V65ZM108 64H109L110 67H108ZM257 64H259V65H257ZM38 65H40L41 67L38 66ZM104 65L105 66L107 65V67H105ZM112 65H113V68H112ZM127 65H128V67H127ZM219 65H221V64H219ZM36 66H37V68L40 67L41 69H39V68L37 69ZM91 66L93 67V69H92ZM100 66H104V69L108 72V73H106L108 75L107 76L106 83L105 82L104 83H100L99 81H98V83H96L97 81L95 80L96 79L95 76L98 74L97 71H96L97 70L96 68H98ZM114 66H115V69H114ZM185 66L187 68H185ZM256 66L257 67H264V64L263 63L261 64V63H258L257 62L256 63ZM2 67H4L5 69L2 68ZM13 67H14V69H13ZM42 67H43V69H42ZM132 67H133V71L132 72L134 73V76H133V74L131 72ZM122 68H124V69L122 70ZM162 68H165V69H163L164 71L162 70ZM241 68H243L244 71L241 70ZM24 69H26V70L24 71ZM94 69H95V71H94ZM111 69L114 70V72ZM116 69L117 70H120V71L119 72L117 71L118 72L117 73V72H115ZM136 69H137V72H136ZM13 70H15L14 71L15 73L17 71V74L18 75H15V73H13ZM88 70H89L90 73L88 72ZM109 70L112 71V73ZM177 70H179V71H177ZM218 70H219L220 73H218ZM45 71L47 72L46 74H45ZM182 71H183V73H182ZM9 72L10 73H13L15 75V77H14L13 74L11 75ZM35 72L38 73V74L36 73V79L37 80L34 78L35 77V75H34ZM94 72H96V73H94ZM140 72L143 75L142 74L139 75ZM173 72H174V74H173ZM88 73L91 74V75L88 76ZM41 75H43V78L41 77ZM45 75H47L46 76L47 78L45 77ZM111 75H112V77H111ZM137 76L140 79L139 82L136 81V83H138V84H136L135 81H134L137 78ZM142 76H144V77H142ZM31 77H33V78H31ZM37 77H39V78H37ZM40 77H41V81H40ZM113 77H114V79L115 78L116 79H119L118 82H117L116 79L114 80ZM134 77H136V78H134ZM7 78H8V80H7ZM15 79L18 80L19 82L16 81ZM21 79H25L27 83L25 82V80H21ZM22 81H24V85L21 87L22 89L20 90L19 89L20 87H16V86H19L18 84H23ZM124 81H126L127 84L128 83H132V84H130V86L128 85L129 86V89H128L127 84L124 83ZM12 82H14L15 84L12 83ZM38 82H41V84L38 83ZM143 83H144L145 86L147 84V86H146L147 89H144L146 87L143 85ZM38 84H40V85H38ZM42 84L46 88H42L43 87ZM99 84H101V85L99 86ZM111 84H113V85L114 84H120L121 86H124V87H121V89L123 88V90H124V91L122 90L124 94H123L122 97H119V99H121L123 101L119 100L117 96L113 95V93L111 92L112 90H110L111 86H109L110 88H109L108 91L106 90V89H108V85H111ZM134 84H136V86ZM131 85H132V89H131ZM0 86H1V84H0ZM40 86H41V88H40ZM101 86H102V88L104 90H106L104 92V94L106 95V97H105L104 100L97 99L94 96V94H93V90L95 88L96 89L97 88L102 89ZM25 87H27V90L29 92L28 91L26 92V88ZM141 88H143V89H141ZM41 89H42V91H41ZM45 89H47V90H45ZM136 89H138V90H136ZM21 91H23V93ZM141 91H142V93H141ZM131 92H133V94H131ZM149 92H150L151 95L149 94ZM200 92H201V94H200ZM39 93H40V95H39ZM47 93H48V96H47ZM3 94H5V96ZM12 94L15 95L14 96L15 98L12 97ZM16 94L17 95L19 94L18 95L19 96L18 98H17V95ZM128 94H129V96H128ZM164 94L170 95V96H167L166 97V95H164ZM7 95H9V97H7ZM135 95H136V98H135L136 101H133V100H135V99H133ZM22 96H25V98H22ZM27 96L28 97L29 96L30 97L32 96L31 98H33V99L30 98V100H33L32 102H34V103H32L31 101H28V97ZM107 96H109V97H107ZM131 96L133 98H131ZM196 96H198V97L196 98ZM49 97H51L50 98L52 100L51 103H50V99H48ZM165 97H166V99H165ZM115 98H117L118 100L115 99ZM193 98H194V100H193ZM15 99H17V100H15ZM46 99H47V101H46ZM129 99H132L133 102L131 100H129ZM151 99L154 100V102L151 101ZM21 100H23V102ZM37 100H38V102H37ZM113 100H115V101H113ZM144 100H146V101H144ZM107 101H109L110 103H108ZM19 102L21 104H19ZM86 102H88V103H86ZM94 102L95 103H99L100 104V107H99V104L98 105L97 104H94ZM105 102H106V105L107 106L104 104ZM140 103L142 105H138ZM88 104H90V105H88ZM91 104L94 105V108H92L93 106H91ZM101 104L103 105V110H104L103 112H104V117L105 118H103L102 121L98 119V121H100V122L97 121L96 122L97 125H96L95 124V121L97 119H95L94 118V115H92V114H94L95 112H98L102 108V105ZM112 104H113V106H112ZM198 104H199V106H198ZM8 105H10V106H8ZM19 105H20V107H19ZM39 105H40V107H39ZM52 105H54V104H52ZM77 105H78V107H77ZM114 105H116V106H114ZM83 106L84 107L86 106V108L91 106V110H90V108H87V109H84L83 110V108H84ZM120 106H121V108H120ZM109 107H112V108H109ZM40 108H41V110H40ZM19 109H21L22 111H25L26 110V111H28V113L30 112V114H29L30 115V118L29 119L26 118L25 120H23V118H22V121H21V116L20 115H21V112L22 111H20ZM81 110L84 111L85 114L89 112V114L86 115V118L89 119V122H85L84 119H82V118L80 119L79 112ZM16 111H18V112H16ZM14 112H15L16 115L14 114ZM38 112L39 113H42L43 112V114H39L38 115ZM73 114H74V116H73ZM89 115L91 117H93L95 119V121L92 118H90ZM13 116H15V117H13ZM88 116H89V118H88ZM37 117H38V119H37ZM47 119H48V122H47ZM12 120H13V122H12ZM52 120H54V121H52ZM55 121H56V124H55ZM122 122H123V125H122ZM92 123H93V125H91ZM113 123H115V124H113ZM35 124H36V126L38 125L37 128H35L36 127ZM45 124L46 125H49V126L46 127ZM54 124H55V126H54ZM58 124H59V126H58ZM60 124L63 125L64 128ZM103 124H104V126H107V128H105L103 126ZM8 125H9V127H8ZM16 125H18V126H16ZM32 125L34 127H32ZM40 125L41 126L44 125V126L41 127ZM66 126H69V127L66 129ZM146 126H147V128H146ZM16 127H18V128H16ZM59 127L62 130V132H61V130H59ZM88 127H90V128H88ZM120 127H121V129H119ZM183 127H184V125H183V123H181L180 126H178L176 129H179L180 130V129H183ZM7 128H10V129L7 130ZM11 128H12V130H11ZM57 128H58L59 131L57 130ZM29 129H31V131L33 130L32 132L34 133L35 136L32 135L33 133L31 134V132H30ZM38 129L40 131L42 130L43 132H45V134H43L42 131H41L42 132L41 133ZM49 129H51V130H49ZM124 130H127V132L125 131L126 132L125 133ZM10 131H12V132H10ZM16 131H17V133H16ZM23 131L27 132L28 135L31 134L33 136V137L30 136L32 138L29 137V139L27 141H25L26 144H27V147H28V148H25V149L22 148V147H20V141H21L22 137L23 136H27V134L25 132H23ZM7 132L8 133L9 132L11 133L10 138H9L10 133H9V135H6ZM18 132L19 133L21 132L20 135H18ZM100 132L102 133L103 136L101 135ZM117 132H119V133H117ZM98 133L100 135H98ZM131 133L132 134L134 133L133 136H132ZM40 134H41V137L44 138V141L45 142H50L51 139H52V136H55L57 139H60V141L63 142L62 145H63L64 148H62V146H61L60 149H59V151H58V153H57V157L55 156V158H54V163H55L54 165H57L58 168H55V167L53 168V167H50V166L43 165L39 161L37 162L35 160L36 159L35 157H36V155L38 153V149H39V146H38L39 145V140L36 141V139H39V138H37L36 136L39 137ZM47 134H48V136H47ZM69 134L72 135V138L70 140H66V137ZM58 137H60V138H58ZM92 137L94 139H92ZM101 138L103 139V142H102V139ZM34 143H35L36 146L35 145H32ZM28 144L30 145V147L28 146ZM65 146L67 147L66 149H65ZM31 149L32 150L34 149V150L32 151ZM26 153H28L29 155H27ZM30 155H32L33 158ZM59 159H60V161H58ZM79 160H81V159H79ZM94 161H95V164H94ZM103 162H105V163L103 164ZM59 168H61V169H59ZM62 168L63 169L66 168V169L65 170H62ZM27 169H29V170L27 171ZM71 173H73V174H71ZM47 180H50V181H47ZM35 186H36V188H35ZM20 190L24 191V193L26 191H28V192L31 193V197H29L30 196V193H28L29 195L27 194V196L24 198V200H27V201L28 200H32L33 202H37V201H39V202L42 201L43 202V200H44L45 203H51L52 202L51 205H52V208H54L53 209V215H55V217L53 216L52 219H51V221L49 223H47V224H45V223H40V224H34V223H32V221H31L32 220V217H33L32 214H28L26 212L24 213L23 212V208H20L22 206L19 205L14 200L15 195H17V193ZM20 193H22V192L20 191ZM76 193H77V195H76ZM70 195L73 196L74 198L72 197V199H71V196ZM46 200H48V202ZM70 202H72V204L75 205V207L72 206V208H71L70 205H72V204ZM63 205H66L65 208H64ZM78 205H79V207H78ZM69 206H70L69 209H72V210H69L68 209ZM59 208L60 209L63 208V209L60 210ZM77 212H79V214ZM59 225L62 228H60ZM12 232H14V233L16 232L19 235H17V237H16L15 236L16 233L14 234ZM23 236H25L24 239H23ZM38 236H40V237H38ZM9 237H11L12 240ZM65 237L66 236H64V235H62V236L59 235V238H57V239H58V241L61 242L62 240L65 241L67 239V237L66 238ZM14 238L17 239V240H14ZM22 241H24V242H22ZM55 241L57 242V240H55ZM191 241L194 244L192 245L193 247L191 249L188 247L189 252H191L190 259L188 257V259L190 260L189 261L190 263H188V264H192V263L196 262L199 259H204L205 257H206L207 264H219L220 263V261L222 260L223 257L220 255V253L217 252V250H214L212 253H209L206 256H204V254H203L204 252L202 253V251L200 249V245L202 244L203 236H202V238H201V236L199 238L198 235H195V236H193L190 239V242ZM21 244L24 246L23 249L21 247ZM52 245H53V243H52ZM194 247H198L200 250L198 248L195 249ZM15 249H17V250H15ZM188 249H186V251H188ZM18 250H21V251H18ZM192 250H195V251L193 252ZM16 251L18 253L19 252L20 253L19 254L18 253L15 254ZM12 252L15 255V257H14V255H12ZM4 253H5V255H4ZM216 257L218 259H216ZM45 261H47V259H45ZM7 262H9V263H7ZM182 264H184V262H182Z\"/></svg>","mask_w":264,"mask_h":264}]
</instances>
